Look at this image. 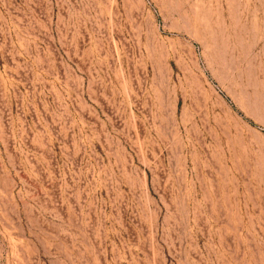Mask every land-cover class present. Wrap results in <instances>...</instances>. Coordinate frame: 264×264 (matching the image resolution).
Masks as SVG:
<instances>
[{"label":"rangeland","instance_id":"374dc122","mask_svg":"<svg viewBox=\"0 0 264 264\" xmlns=\"http://www.w3.org/2000/svg\"><path fill=\"white\" fill-rule=\"evenodd\" d=\"M0 264H264V0H0Z\"/></svg>","mask_w":264,"mask_h":264}]
</instances>
